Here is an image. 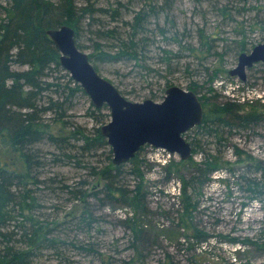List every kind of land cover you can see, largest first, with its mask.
I'll list each match as a JSON object with an SVG mask.
<instances>
[{"label":"rangeland","instance_id":"1","mask_svg":"<svg viewBox=\"0 0 264 264\" xmlns=\"http://www.w3.org/2000/svg\"><path fill=\"white\" fill-rule=\"evenodd\" d=\"M76 1L78 4L88 1L103 7L117 5V0ZM153 1L159 4L162 0H132L130 11H121L120 18H131L132 10ZM225 5L227 8L222 10ZM97 16L104 22L108 21L103 15ZM168 19L174 21L180 34L178 38L183 56L180 68L172 72L162 69L160 74H145L138 68H131L129 63L119 61L98 64V73L131 101L146 98L161 101L165 95V91H162L165 79L171 85L184 89L194 81L199 86L198 95H203L208 102L213 99L235 102L241 105L240 112H257V120L245 128L231 130L219 141L205 137L196 126L185 133L186 139L190 143L194 141V147L197 148L196 153L192 152L188 158L190 162L198 163L207 152L214 154L221 162V167L212 172L210 180L196 197V210L192 217L195 228L191 226L186 231L176 226V216L181 193L180 176L187 175L191 165L185 163L188 159L182 160L177 153L170 154L162 148L145 145L140 155L144 161L140 166L144 209L133 211L125 204L101 203L89 198L97 220L90 235L77 232L75 221L71 222L81 212L83 202L69 199L68 194H53L51 186H39L43 199L38 214L51 226L58 225L54 231L66 239L61 244L68 245L58 251L43 250L32 264H100L101 259H107L112 264H125L124 260L134 256L129 247L131 232L128 227L132 222L151 237L149 244H154L145 254V264H168L169 261L171 264H194L191 263L193 261H196L195 264H264V244L259 247L255 243L246 245L233 242L246 239L257 242L253 240L259 236L260 241L264 240V192L260 195L261 200L250 198L245 181V178H256L264 189V63L259 62L247 68L244 80L228 73L236 65L238 55L230 47L238 44L241 34L247 37L244 51L264 42V0H172ZM164 20L165 14L159 19L161 25L165 23ZM115 24L120 26V21L110 22L109 26ZM166 27H169V22ZM97 28L98 21L90 26L84 24L78 36L77 40L87 54L91 52L92 42L96 38L93 32ZM150 28L156 44L149 47L148 54L152 58L148 64L150 68L158 69L162 67L158 60L160 49L156 45L174 51L180 45L175 41L166 46L167 40L157 34L153 23ZM199 29L214 39L211 40L210 51H203L196 58L192 51L196 48L195 51L200 52ZM183 32L184 36L181 34ZM238 33L240 36L237 37ZM167 36H171L170 31H167ZM187 45L193 46V49L188 50ZM61 75L62 72L54 71L50 78ZM72 101L63 118L66 124L57 134L59 136L67 135L75 124L86 131L95 125V121L86 113L91 103L89 97L77 94ZM43 116L48 119L53 114L47 112ZM50 119L46 122L53 127L54 122ZM40 146L43 151L55 150L51 144ZM106 153V148L98 150L95 156H88L87 161L98 168L105 166L108 162ZM47 156L48 165L42 170L45 174L53 173L56 181L69 185L77 184L79 179H86L87 189H97L93 185L96 178L88 173L89 169L74 161H52L53 156ZM169 163L171 165L167 167ZM195 233L200 238L192 237ZM77 235L81 242L92 244L96 251L89 253L75 245L73 247Z\"/></svg>","mask_w":264,"mask_h":264},{"label":"trees","instance_id":"2","mask_svg":"<svg viewBox=\"0 0 264 264\" xmlns=\"http://www.w3.org/2000/svg\"><path fill=\"white\" fill-rule=\"evenodd\" d=\"M131 2L132 0L125 3L117 0L116 6L103 7L88 1L78 4L76 0H0V264H32L43 250L58 251L68 245L61 244L66 239L55 233L54 229L58 225L51 226L50 222L40 218L38 214L43 199L38 190L41 185L51 186L49 188L53 194H68L69 199L83 202L81 212L71 222L75 221L77 232L87 235H90L97 222L93 205L88 202L89 198H95L101 203L125 204L133 211L144 209L140 169L144 161L140 155L145 145L126 163L112 164L111 149L100 132V124L109 117L106 105L95 107L90 103L86 113L95 121L90 131L75 124L67 135H57L66 124L63 118L73 103L72 98L77 94L87 95L61 67L60 53L46 34L49 28L67 24L74 29L76 44L82 49L77 39L83 25L90 26L98 21L99 28L93 32L96 38L88 53L97 72L98 64L119 61L129 63L131 68H138L145 74H160L162 69L172 72L177 67L180 68L183 57L178 38L180 34L174 21L167 20L172 0L144 4L137 10H132L131 18H120L121 11H130ZM226 8L227 5L222 10ZM98 14L108 21L96 18ZM164 14L165 23L161 25L159 19ZM117 20L120 21V26H109L110 22ZM166 22H169V27H166ZM152 23L157 34L167 40L166 46L175 41L180 45L176 51L156 45L160 49L158 60L162 67L158 69L150 68L148 64V60L152 58L148 54L149 47L156 44L155 35L150 28ZM199 30L200 52L195 51L196 48L192 51L196 58L203 51H210L211 40L214 39ZM167 31H170L171 36H167ZM181 34L185 35L184 32ZM246 38L245 34H241L238 44L230 47L234 53L246 50ZM186 47L188 50L193 49L191 45ZM54 71L62 72V75L50 78ZM170 85L169 80L165 79L162 91ZM198 88L194 81L187 86V90H192L197 95ZM198 97L203 106V116L196 127L212 140H222L231 130L245 128L257 120V112H240L241 105L235 102L218 99L208 102L203 95ZM47 112L53 114L49 117L54 122L53 127L46 122L49 118L44 119L43 115ZM45 143L54 146L55 150L43 151L40 145ZM191 145L192 152L196 153L194 141H191ZM104 148L107 149V165L100 168L90 165L88 156H95L98 150ZM47 154L53 156L52 161H74L89 169L88 173L96 178L93 185L97 189H87L86 179H79L77 184L69 185L56 181L53 173L45 174L42 170L48 165ZM185 163L191 167L187 175L180 176L181 193L176 216V226L183 231L189 230L191 226L195 228L192 217L196 210V197L210 180L212 172L221 167L219 158L211 152L205 153L198 163L190 162V159ZM170 165L169 163L167 167ZM42 173L45 175H41ZM245 181L249 197L260 199L264 192L261 182L256 178H245ZM128 229L131 232L129 247L134 256L123 262L145 264V254L154 245L149 244L151 237L133 222ZM192 237L200 238L197 233ZM260 237L253 240L257 242L248 239L233 242L246 245L255 243L261 247L264 240L260 241ZM76 238L73 247L75 245L89 253L96 251L92 244L81 242L78 235ZM100 264L112 262L101 259Z\"/></svg>","mask_w":264,"mask_h":264},{"label":"water","instance_id":"3","mask_svg":"<svg viewBox=\"0 0 264 264\" xmlns=\"http://www.w3.org/2000/svg\"><path fill=\"white\" fill-rule=\"evenodd\" d=\"M46 34L60 53L61 67L81 86L93 106L108 107L110 118L100 126V132L111 149L115 165L127 162L144 145L177 153L182 160L191 156L192 145L184 134L199 125L203 116L196 93L170 85L161 101L150 98L131 101L98 74L88 54L77 46L71 26L49 28ZM258 61L264 63V42L255 44L249 53L241 52L228 73L244 79L246 67Z\"/></svg>","mask_w":264,"mask_h":264},{"label":"bare ground","instance_id":"4","mask_svg":"<svg viewBox=\"0 0 264 264\" xmlns=\"http://www.w3.org/2000/svg\"><path fill=\"white\" fill-rule=\"evenodd\" d=\"M252 48H253V46L251 47V49H252ZM251 49H250L249 51H241V52H247V53H249V52L251 51ZM241 52H239L238 55H239ZM238 55H237V56H238ZM259 62H260V63H263L262 61H258V62L253 63V65L256 64V63H259ZM253 65H252V66H253ZM246 68H248V67H246ZM95 70H96V69H95ZM96 71H97V70H96ZM98 74H99V73H98ZM99 75H100V74H99ZM83 91H84V90H83ZM118 91H119V90H118ZM119 92H120V91H119ZM84 93H85V92H84ZM120 93H121V92H120ZM85 94H86V93H85ZM121 94H122V93H121ZM86 95H87V94H86ZM122 95H123V94H122ZM123 96H124V95H123ZM124 97H125V96H124ZM125 98H126V97H125ZM102 106H103V105H102ZM107 108H108V107H107ZM108 110H109V109H108ZM109 117H110V114H109ZM167 152H168V151H167ZM168 153H170V152H168ZM170 154H174V153H170ZM190 157H191V156H190ZM185 160H186V159H185Z\"/></svg>","mask_w":264,"mask_h":264},{"label":"flooded vegetation","instance_id":"5","mask_svg":"<svg viewBox=\"0 0 264 264\" xmlns=\"http://www.w3.org/2000/svg\"><path fill=\"white\" fill-rule=\"evenodd\" d=\"M237 58H238V56H237ZM236 64H237V62H236ZM250 67H252V65L250 66ZM250 67H248V68H250ZM247 69V68H246ZM246 69H245V71H246ZM238 77V76H237ZM239 78V77H238ZM245 78H246V74H245ZM244 78V79H245ZM241 79V78H240ZM244 79H241V80H244Z\"/></svg>","mask_w":264,"mask_h":264}]
</instances>
